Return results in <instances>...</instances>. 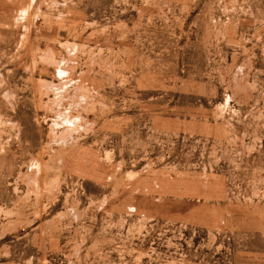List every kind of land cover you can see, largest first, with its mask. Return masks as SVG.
Returning <instances> with one entry per match:
<instances>
[{"label":"rangeland","instance_id":"obj_1","mask_svg":"<svg viewBox=\"0 0 264 264\" xmlns=\"http://www.w3.org/2000/svg\"><path fill=\"white\" fill-rule=\"evenodd\" d=\"M0 264H264V0H0Z\"/></svg>","mask_w":264,"mask_h":264}]
</instances>
